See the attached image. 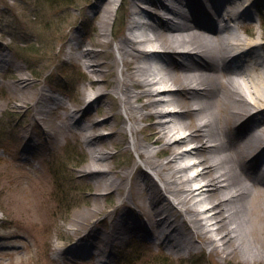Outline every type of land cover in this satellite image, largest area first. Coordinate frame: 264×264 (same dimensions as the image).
<instances>
[{"label": "rangeland", "instance_id": "1", "mask_svg": "<svg viewBox=\"0 0 264 264\" xmlns=\"http://www.w3.org/2000/svg\"><path fill=\"white\" fill-rule=\"evenodd\" d=\"M99 1L75 0L70 6H54L45 0H0V58L6 51L5 57L9 60L0 72V264H264V202L255 203L256 209L247 212L248 221L237 229L239 248L235 252L229 246L228 253H221L213 245L195 239L191 247L169 254L165 247L151 243L147 236L149 242L145 241L140 234L127 236L126 244L119 246L110 259L101 256L97 249L93 250L96 254L90 256L81 248L84 251H77L82 255L72 261L70 253L76 251V244H87V240H80V235L91 226L105 231L111 227V219L121 212L131 216L142 214L140 208L147 192L137 194L135 191V200L129 197V192L139 188L135 186L139 180L145 184L148 179L144 171L141 172L150 168L140 156V149L157 153L155 158L164 162L172 155L169 138L155 143L160 135L154 134L151 125L165 120L158 118L156 112L174 110V106L143 109L142 113L148 116L135 124L128 120L114 91L116 82L123 77L121 71L126 68L117 45L130 36L128 28L135 7L144 6L143 9L159 12L164 18L171 12L159 10L156 4L148 5L145 0H120L115 17L103 26L100 14H94L91 9ZM164 1L172 4V0ZM246 2L253 4L252 18L244 20L239 32L257 43L254 49L262 56L264 76V0ZM138 19L153 21L149 16ZM226 25L233 23L227 21ZM73 37L78 44L71 46ZM87 48L95 52L93 60L101 64L100 75L93 74L84 65L86 58L81 61L76 58ZM129 59L130 68L139 63L137 59ZM175 67L183 73L178 64ZM22 74H26L32 84L29 93L33 95L32 102L35 98H39L43 106L54 105L53 99L67 102V106L48 113L49 127L71 123L74 116L85 124L97 123L89 135L100 136L97 147L108 152L110 159L94 166L93 150L85 141L83 128L72 126L69 131L64 127L61 130L66 134L57 130L53 137L32 119L31 110L18 108L19 92L15 83ZM176 84L179 86L181 82L176 81ZM41 93H45L47 99L42 100ZM101 94L103 97L99 98ZM87 99L93 100L92 104L86 103ZM72 109L76 113L70 116ZM131 126L137 127L138 133H133ZM135 140L140 142L139 150L132 144ZM187 147L188 142L171 148L181 151ZM190 159L193 158L174 165L192 164ZM87 168L110 169L109 177L120 185L97 187L92 181L95 176L83 172ZM126 171L128 176L123 173ZM149 171L154 175L151 169ZM192 173L188 171L187 175ZM261 183L264 187V180ZM100 192L102 194L96 196ZM173 217L180 220L175 213ZM79 225L81 229H77ZM142 253L143 258L139 257Z\"/></svg>", "mask_w": 264, "mask_h": 264}, {"label": "bare ground", "instance_id": "2", "mask_svg": "<svg viewBox=\"0 0 264 264\" xmlns=\"http://www.w3.org/2000/svg\"><path fill=\"white\" fill-rule=\"evenodd\" d=\"M246 1L172 0L169 4L164 0H145L148 5L159 6V10L170 11L171 15L165 18L159 12L143 9L144 6L135 7L128 28L130 36L117 45L126 68L121 71L123 77L116 82L114 91L128 120L135 124L148 116L142 113L143 109L174 106V110L155 113L165 120L151 125L154 134L160 135L154 142L169 138L168 146L188 142L189 148L175 151L168 147L172 155L164 162L155 158L157 153L147 149L149 146L144 151L139 148L138 140L132 141L154 173L150 169L141 170L148 177L147 181L142 184L139 180L135 185L139 188L129 192L131 200L136 198L135 191L137 194L147 192L143 208H140L142 214L131 216L121 212L111 219V227L105 231L91 226L81 233L80 240L88 242L76 244L75 256L82 255L77 250H85L91 256L96 254L95 249L101 255L123 245L127 236L140 234L145 241L165 247L169 254H178L181 249L191 247L195 239L213 245L221 253H228L230 247L234 252L238 250L237 229L248 221L247 212L256 209L253 205L264 202L261 183L264 180V76L261 57L254 49L257 43L239 32L249 8ZM119 3L120 0H100L91 9L94 14H100L102 25L107 26L115 17ZM142 16H149L153 21L141 22L138 17ZM227 21L233 26H227ZM134 41L142 44L141 47ZM70 42L71 46L78 44L74 37ZM5 53L2 52L0 58V72L9 61ZM80 54L76 58L79 61L86 58L84 65L93 74L102 73L101 64L93 60L96 57L93 50L87 48ZM178 57L188 62H180ZM129 58L139 63L130 68ZM177 64L183 73L176 71ZM176 81L181 84L178 86ZM16 82L20 102L17 107L31 110L32 119L45 131L53 136L57 130L65 133L61 130L64 127L69 131L72 126L83 128L85 141L93 150L94 166L110 159L108 152L97 147L100 136L89 135L97 123L85 124L74 116V122L49 127L48 113L59 106H67V102L53 99L52 106H43L39 98L32 102L33 95L29 94L32 84L28 76L22 74ZM41 95L42 100L47 99L45 93ZM167 95L171 97L162 99ZM92 101L87 99L86 103L90 105ZM136 102L142 104L136 105ZM74 113L72 109L70 116ZM192 117H196L195 121ZM130 129L138 133L137 127ZM183 131L188 134H181ZM188 157L193 158L190 159L192 164L174 165ZM188 171L193 173L189 176ZM83 172L95 176L92 181L97 187L120 185L109 177L110 169L87 168ZM123 173L128 176L127 171ZM102 174L106 177H99ZM174 213L180 220L173 217Z\"/></svg>", "mask_w": 264, "mask_h": 264}, {"label": "trees", "instance_id": "3", "mask_svg": "<svg viewBox=\"0 0 264 264\" xmlns=\"http://www.w3.org/2000/svg\"><path fill=\"white\" fill-rule=\"evenodd\" d=\"M45 1L54 6H57V5L70 6L71 4H73V1L75 0H45ZM171 264H177V263L172 262Z\"/></svg>", "mask_w": 264, "mask_h": 264}]
</instances>
